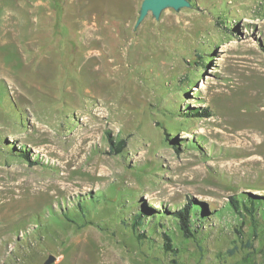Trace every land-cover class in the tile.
<instances>
[{
  "label": "rangeland",
  "instance_id": "1",
  "mask_svg": "<svg viewBox=\"0 0 264 264\" xmlns=\"http://www.w3.org/2000/svg\"><path fill=\"white\" fill-rule=\"evenodd\" d=\"M142 2L0 0V264H264V0Z\"/></svg>",
  "mask_w": 264,
  "mask_h": 264
},
{
  "label": "bare ground",
  "instance_id": "2",
  "mask_svg": "<svg viewBox=\"0 0 264 264\" xmlns=\"http://www.w3.org/2000/svg\"><path fill=\"white\" fill-rule=\"evenodd\" d=\"M91 109V107H90ZM88 110V109H87ZM95 111H99L100 108H96L94 109ZM91 111V110H90ZM103 111V110H102ZM89 125V121L87 122ZM88 130H84V131H76L75 134H73L74 138H80L82 145H80V147L77 149L78 152H82L84 150L87 149L86 145L84 144L86 141L88 140H94L96 138L95 135V128L94 127H88ZM257 132H251L250 130L248 131H242L241 133H239V137L238 138V142L240 143V148H238L239 150H241L242 154H246V153H253L256 152V146L259 147V145L264 144V134L261 131L256 130ZM84 132V133H83ZM59 138V136L57 137ZM237 138L235 140H237ZM53 140V139H52ZM73 140V139H72ZM79 140V141H80ZM241 140V141H240ZM54 141V140H53ZM59 141V140H58ZM61 143V142H60ZM72 156V155H71ZM76 159V158H75ZM240 166L246 167L248 162H251L253 164L252 167H256L262 171H264V157L263 158H259L256 156H253L247 160L244 159H240ZM74 164V163H73ZM239 164V163H238ZM251 164V165H252ZM239 168V167H238ZM257 169V170H258ZM243 170V169H242ZM63 177V176H62ZM62 177H57V178H62ZM56 177H52L49 179H45L44 183H40L39 180L37 181V179H35L36 185L34 183H31V185L33 187L35 186H39L41 189H39L40 193H44V194H50L47 189L52 188L53 186H57L58 183L54 181ZM67 178V177H66ZM69 179V178H68ZM43 181V179H41ZM63 180V179H60ZM69 186V185H68ZM36 188V187H35ZM71 188V187H70ZM70 188H64V190L66 191H70ZM52 192V191H51ZM52 195V194H51Z\"/></svg>",
  "mask_w": 264,
  "mask_h": 264
},
{
  "label": "water",
  "instance_id": "3",
  "mask_svg": "<svg viewBox=\"0 0 264 264\" xmlns=\"http://www.w3.org/2000/svg\"><path fill=\"white\" fill-rule=\"evenodd\" d=\"M190 7L189 0H143L136 25L138 26L150 13L156 20H159L162 12L166 9L178 11ZM54 261L55 257L50 255L45 264H52Z\"/></svg>",
  "mask_w": 264,
  "mask_h": 264
},
{
  "label": "trees",
  "instance_id": "4",
  "mask_svg": "<svg viewBox=\"0 0 264 264\" xmlns=\"http://www.w3.org/2000/svg\"><path fill=\"white\" fill-rule=\"evenodd\" d=\"M190 2L192 1V0H189ZM177 216L180 218V225H181V227H182V229H183V231L186 233V235H188V236H193L194 234H193V232H191L192 230V225L190 224V218H189V211H188V209H185V210H183V211H181V212H179V213H177ZM168 240H169V238H167ZM167 247H170V245L168 244V245H166Z\"/></svg>",
  "mask_w": 264,
  "mask_h": 264
}]
</instances>
